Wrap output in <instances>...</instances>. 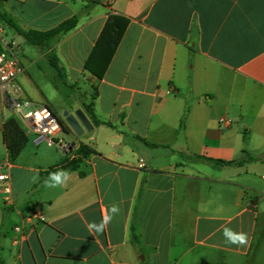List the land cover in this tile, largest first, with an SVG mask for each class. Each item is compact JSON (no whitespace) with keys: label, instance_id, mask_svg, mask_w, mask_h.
Returning <instances> with one entry per match:
<instances>
[{"label":"crops","instance_id":"0c3cea01","mask_svg":"<svg viewBox=\"0 0 264 264\" xmlns=\"http://www.w3.org/2000/svg\"><path fill=\"white\" fill-rule=\"evenodd\" d=\"M2 12L39 32L79 16L72 32L37 52L48 62L57 54L67 87L89 86L84 103L95 96L98 124L84 103L64 109L82 110L93 126L78 137L67 124L71 133L60 137L75 143L70 150L37 141L24 125L32 144L16 160L0 135V173L9 176L0 183V264H264L255 179L264 182V0H2ZM112 16L128 24L103 71L98 41ZM7 29L0 21L1 44L14 42L25 68L21 98L61 117L25 90L35 62L24 64ZM11 118L0 89V125ZM81 146L88 155L64 169ZM249 157L256 160L239 165ZM61 169L68 182L45 187ZM113 204L119 214L90 233L86 224ZM224 228L246 233L247 245L226 244Z\"/></svg>","mask_w":264,"mask_h":264},{"label":"trees","instance_id":"16d2710c","mask_svg":"<svg viewBox=\"0 0 264 264\" xmlns=\"http://www.w3.org/2000/svg\"><path fill=\"white\" fill-rule=\"evenodd\" d=\"M90 6H87L85 9L87 10ZM0 21H4L5 24L13 29L19 36L23 37L28 45L35 46L44 49H52L60 40L72 32L78 25L79 16H74L63 23H61L58 27L46 31V32H39V31H25L23 30L18 23L7 13L2 12V0H0ZM128 24V20L122 17H110L106 23V26L99 38L98 45L99 48H102V52L104 54V64H103V71L107 68L109 62L112 59L114 52L116 51L118 45L120 44L126 27ZM97 45V47H98ZM96 54V50L94 52ZM93 53V56H94ZM98 53V49H97ZM49 64L50 66L57 72L58 77L62 80L65 79V69L63 68L60 59L58 58L57 54L51 52L49 54ZM85 70L90 72L97 77H102L103 74H97L90 66L86 65ZM95 96L93 95V101L90 100L89 103H84V109L87 115L91 118V120L98 124L96 121L95 110H94V100ZM56 115V114H55ZM57 116V115H56ZM58 117V116H57ZM59 121L62 126V130L64 134L71 133V129L68 127L67 123L62 119V117H58ZM185 126V118H183L181 122V130L184 129ZM4 142L9 150L10 157L12 160H16L19 155L23 152L26 148L29 138L27 133L25 132L22 124L18 121L17 118H11L5 122L4 125ZM89 153L88 149L84 146H81L77 151L78 158L73 160L66 159L63 161L61 165H63L64 169L75 170L79 167L81 163V156L85 157ZM256 158L249 157L248 160L239 163L242 165L248 161H254ZM223 163V162H222ZM225 165H231L230 163H223Z\"/></svg>","mask_w":264,"mask_h":264},{"label":"built area","instance_id":"2783aa9c","mask_svg":"<svg viewBox=\"0 0 264 264\" xmlns=\"http://www.w3.org/2000/svg\"><path fill=\"white\" fill-rule=\"evenodd\" d=\"M24 73L25 68L18 58L14 42L2 45L0 35V89L8 96L9 109L20 118L29 133L37 136V141L54 143L57 140L60 147L70 150L71 145L60 139L63 133L62 126L52 109L21 98L23 90L19 85V78ZM36 113L42 116L39 121L36 119ZM0 135H4L2 125H0ZM140 167L142 168L143 165ZM4 168L5 165H0V170ZM8 180L7 174L0 173V183H7Z\"/></svg>","mask_w":264,"mask_h":264},{"label":"rangeland","instance_id":"374dc122","mask_svg":"<svg viewBox=\"0 0 264 264\" xmlns=\"http://www.w3.org/2000/svg\"><path fill=\"white\" fill-rule=\"evenodd\" d=\"M8 39H15L18 43H20L23 47V55H20L22 61L25 65H28L31 62H35L31 68L28 70V75L24 77V87L25 90L29 93L34 101L39 103H46L45 97L48 99L49 103L52 104L58 114L65 121L63 114L64 112H68L67 110L73 109L74 105L79 102L84 103L86 96H91L92 92L89 86H66L64 81L58 77L57 73L50 66L48 60L46 58H42L40 53L43 54L45 49H36L33 48L26 43L24 40L19 37L13 30L7 29ZM40 53H38V52ZM32 79V80H31ZM58 84V88L55 85ZM81 88V89H79ZM67 109V110H64ZM74 114V112L72 113ZM18 121L22 124L23 128H25L24 124L20 120V118L15 114ZM66 122V121H65ZM32 136L30 137L29 146L32 144ZM64 139L63 136L60 137ZM55 144L58 145V141L55 140ZM256 182L260 186L262 190V195L264 196V182L259 178H255ZM262 197L263 202L261 203L262 214H264V197ZM255 198V196H252Z\"/></svg>","mask_w":264,"mask_h":264},{"label":"clouds","instance_id":"9594fccd","mask_svg":"<svg viewBox=\"0 0 264 264\" xmlns=\"http://www.w3.org/2000/svg\"><path fill=\"white\" fill-rule=\"evenodd\" d=\"M42 118L40 113H36V119L39 121ZM55 130V129H53ZM33 182L38 179V175L34 176ZM70 179V174L65 170H58L49 174L48 179L45 181L44 186L47 188H56L65 185ZM120 212V207L118 204H113L110 208V213L103 215L100 223L88 222L86 227L90 233H102L112 219L118 215ZM223 236L226 244H233L238 246H245L248 243V236L244 232H236L230 228L223 229Z\"/></svg>","mask_w":264,"mask_h":264},{"label":"water","instance_id":"95a60500","mask_svg":"<svg viewBox=\"0 0 264 264\" xmlns=\"http://www.w3.org/2000/svg\"><path fill=\"white\" fill-rule=\"evenodd\" d=\"M63 117L72 131L76 134V136L81 137L85 133V131L91 132L93 130V126L84 114L82 110L76 111L74 114H69L68 112H64ZM75 143L72 144L71 148L74 147ZM264 218V214L262 215Z\"/></svg>","mask_w":264,"mask_h":264}]
</instances>
